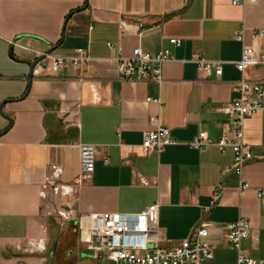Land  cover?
<instances>
[{"label":"crops","instance_id":"1","mask_svg":"<svg viewBox=\"0 0 264 264\" xmlns=\"http://www.w3.org/2000/svg\"><path fill=\"white\" fill-rule=\"evenodd\" d=\"M260 29L264 0H0V105L6 101L2 111L13 120L0 112V264H44L45 256L36 261L27 252L46 247L50 230L54 264H99L81 242L80 215L135 214L154 203L166 246L208 229L213 257L200 264L237 263L227 235L239 218L250 224L243 249L264 260V202L257 195L264 187V113L245 118L252 158L241 176L231 169V146L222 152L193 145L201 131L221 138L238 81L264 82V65L244 73L236 67L244 46L264 52ZM136 47L172 51L162 83L119 76L118 58ZM78 48L88 50L89 63L76 69L69 62L56 75L46 68L29 84L31 64L43 54L68 57ZM194 53L223 61L221 78L200 71ZM157 125L175 143L146 154L144 135ZM83 143L98 150L92 181L70 196L50 186L42 195L49 180L75 181ZM241 181L248 184L242 192ZM69 208L73 215L63 220Z\"/></svg>","mask_w":264,"mask_h":264},{"label":"built area","instance_id":"2","mask_svg":"<svg viewBox=\"0 0 264 264\" xmlns=\"http://www.w3.org/2000/svg\"><path fill=\"white\" fill-rule=\"evenodd\" d=\"M247 1L249 0H232V3L243 5ZM258 35L264 39V29H260ZM235 38L243 40V32L236 33ZM170 42L175 46L181 44V41L176 38H172ZM173 59V53L168 48L151 53L136 47L129 57L118 58L117 72L123 79L162 83L164 81L163 66ZM90 60L88 50L82 48L76 49L74 54L68 57L46 55L34 67L33 76L40 75L46 68L56 75L69 62L76 69H80ZM191 60L208 76L221 78L223 61L206 59L198 53H194ZM258 65H264V52H258L251 46H244L242 57L236 62L238 70L244 73L248 67ZM234 88L238 95L225 107L228 121L221 138L214 141L206 131H201L193 145L202 149L215 144L222 152L227 146H231L234 151V163L231 169L241 176L244 166L252 158L251 150L244 141L245 118L257 112L264 113V82H253L242 78ZM151 121L157 122L158 119L152 116ZM173 143L175 141L170 135V130L157 125L155 129L145 133L142 148L146 154L160 153ZM97 151L96 145L80 144V171L75 181L72 184H60L54 179L49 180L42 185V195L50 186L54 194L70 196L84 183L92 181ZM59 173L60 169L55 168L54 177H57ZM247 187L248 184L241 181L240 191ZM257 195L264 202V187L257 189ZM217 196L218 193L215 194L213 203ZM60 214L69 218L73 215V211L69 208L68 212ZM159 219V203H154L135 214L114 212L83 214L78 218L81 242L93 253V257L99 261V264H200L201 261L213 257L212 247L206 241L208 236L206 227H197L189 238L173 246H166L162 240ZM228 229L227 238L237 251L236 264H264L263 259L249 256L242 247V241L250 235V224L246 219H237L228 225Z\"/></svg>","mask_w":264,"mask_h":264},{"label":"rangeland","instance_id":"3","mask_svg":"<svg viewBox=\"0 0 264 264\" xmlns=\"http://www.w3.org/2000/svg\"><path fill=\"white\" fill-rule=\"evenodd\" d=\"M63 220L65 217L60 216ZM47 227L51 229L53 227L52 224L49 223L47 224ZM49 242L46 247L44 245L36 244V248H32V252H27L31 253L30 255L33 256L36 261L37 260H42V258L45 256V262L44 264H54V259H53V249H54V244H55V239L52 237V231H49Z\"/></svg>","mask_w":264,"mask_h":264},{"label":"water","instance_id":"4","mask_svg":"<svg viewBox=\"0 0 264 264\" xmlns=\"http://www.w3.org/2000/svg\"><path fill=\"white\" fill-rule=\"evenodd\" d=\"M52 51L50 50V51H48V53H46V54H43L41 57H39V59H37V60H35L32 64H31V67H30V75H29V84H31V82H32V78H33V69H34V67L36 66V64L40 61V60H42L43 58H45L46 57V55H48V54H50ZM30 86V85H29ZM29 90V89H28ZM27 94H28V91L25 93V95L24 96H27ZM6 104V101L5 102H3L1 105H0V112L2 113V115H3V117L4 118H6L8 121H10V123H12V119H11V117H9L8 115H5L4 113H3V111H2V108H3V106ZM8 129V128H7ZM7 129H5V130H7ZM5 131H3L2 132V134L4 133Z\"/></svg>","mask_w":264,"mask_h":264}]
</instances>
